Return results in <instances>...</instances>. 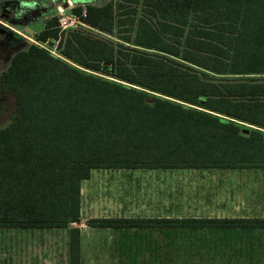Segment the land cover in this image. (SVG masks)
<instances>
[{
  "label": "trees",
  "instance_id": "16d2710c",
  "mask_svg": "<svg viewBox=\"0 0 264 264\" xmlns=\"http://www.w3.org/2000/svg\"><path fill=\"white\" fill-rule=\"evenodd\" d=\"M81 17L100 35L59 36L50 19L36 38L57 40L64 60L29 43L0 72L15 105L0 127V227L77 221L93 168L264 169V78L246 76L264 74V0H115ZM133 222L188 221L87 220ZM68 264H81L76 228Z\"/></svg>",
  "mask_w": 264,
  "mask_h": 264
},
{
  "label": "crops",
  "instance_id": "0c3cea01",
  "mask_svg": "<svg viewBox=\"0 0 264 264\" xmlns=\"http://www.w3.org/2000/svg\"><path fill=\"white\" fill-rule=\"evenodd\" d=\"M186 219L95 227L89 219ZM262 168H93L79 183V217L65 227H0V264H264Z\"/></svg>",
  "mask_w": 264,
  "mask_h": 264
},
{
  "label": "rangeland",
  "instance_id": "374dc122",
  "mask_svg": "<svg viewBox=\"0 0 264 264\" xmlns=\"http://www.w3.org/2000/svg\"><path fill=\"white\" fill-rule=\"evenodd\" d=\"M107 2L115 3V0H0V28L10 32L9 36H6L7 34L5 35L4 31L0 30V72L5 68L12 54L25 48L29 43H34L53 57L63 59L55 40L40 41L36 38L38 32L43 29L45 21L50 19L56 23L59 36L60 31L65 36L68 31L78 28L90 32L91 35H100L82 23L83 18L76 15L73 9L79 8L82 13L85 12V6L88 4L102 5ZM60 17L64 18L66 26H58L57 18ZM101 37L114 44H124L116 34L101 33ZM41 42H44L42 44L44 48L37 44ZM80 71L88 72L84 68H80ZM246 76L264 78V74ZM14 107L12 94L9 92L0 93V127L8 123L9 117L14 112Z\"/></svg>",
  "mask_w": 264,
  "mask_h": 264
},
{
  "label": "built area",
  "instance_id": "2783aa9c",
  "mask_svg": "<svg viewBox=\"0 0 264 264\" xmlns=\"http://www.w3.org/2000/svg\"><path fill=\"white\" fill-rule=\"evenodd\" d=\"M81 16H84V12L81 13ZM71 20H74V18H71ZM57 21H58V26H66L65 23L66 21L64 20V18H57ZM65 22V23H64ZM57 42V40H55ZM44 43V42H43ZM42 42L41 43H37L39 46L43 47V44ZM44 48V47H43Z\"/></svg>",
  "mask_w": 264,
  "mask_h": 264
},
{
  "label": "water",
  "instance_id": "95a60500",
  "mask_svg": "<svg viewBox=\"0 0 264 264\" xmlns=\"http://www.w3.org/2000/svg\"><path fill=\"white\" fill-rule=\"evenodd\" d=\"M30 32H31V30H30Z\"/></svg>",
  "mask_w": 264,
  "mask_h": 264
}]
</instances>
